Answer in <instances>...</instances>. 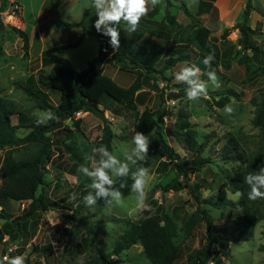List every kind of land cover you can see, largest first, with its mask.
Wrapping results in <instances>:
<instances>
[{
    "label": "rangeland",
    "instance_id": "rangeland-1",
    "mask_svg": "<svg viewBox=\"0 0 264 264\" xmlns=\"http://www.w3.org/2000/svg\"><path fill=\"white\" fill-rule=\"evenodd\" d=\"M19 1L23 7V13L22 7L15 0H8L7 9L0 12V95L13 101L20 110L29 111L32 116L38 118V115L49 111L35 107L34 102L24 92L25 80L30 74L48 72L49 67L40 65L38 61L41 49L75 41L81 35L82 28H56L55 22L62 18L56 19L59 16L54 15L57 12L55 7H50V4L43 7L41 0ZM248 1L247 24L257 30L254 40L257 43L258 55L253 57V63L255 67L264 70V0H216L220 13L210 11L202 16H188L184 12L186 7L195 13L199 0H161L155 9L150 11L153 12L152 16L156 20L142 19L138 28V31L143 30V36L141 35L137 40L138 44L146 45L149 40H154L173 51H175L174 48H180L181 42H186L187 36L196 26L205 25L211 29L210 36L220 48L218 66L211 65V68L205 66L204 57L195 46L186 49V52L193 57V64L200 68L201 79L209 85L206 98L189 101L180 96V88L183 84L177 83L174 77L180 68L186 66L185 62L178 63L175 68L166 72V75L170 77L168 81L160 80L155 83L146 80L144 85L151 90L146 106L154 111L165 109L167 113L159 121V126L166 142L188 162L183 165V169L192 167L196 153L187 150L183 145L184 140L177 137L175 122L180 120L182 113L189 115L192 126L198 133V142L201 144L199 155L209 158L210 162L199 171L189 173L185 177L178 173L179 168L175 165L164 166L161 159H156L147 167L149 184L143 204L131 190L130 194L123 196L119 203L110 206H107L103 199H99L96 210L91 211L79 199L83 195L82 190L85 186L90 189V192L92 191L89 187L92 181L80 173L79 168L74 167L68 152L61 144L63 140H67L66 137L69 134L67 127L70 130L76 129L71 120L61 122L52 134L56 147V159L47 167L46 173L49 185L45 191L49 207L46 211L37 213L26 231H17L15 238L11 235L13 225L5 218H0V259H3L4 242L7 241L8 246L15 248L13 255L25 257V264L26 260H29L31 264H89L94 254L92 249L94 245L100 252L119 259L121 261L119 264H152L140 242L121 252H118L115 246L131 222H138L147 216L158 215L160 211H164L173 219L177 228L174 242L180 247V260L187 264H197L195 252L205 245L208 233L204 223L198 224L192 235L188 236L183 231L186 219L197 207L193 194L196 190H192L191 187L194 182L203 181L204 187L197 193L201 198L215 199L218 187L223 182H227L237 165V162H225L222 159L224 145L228 138L237 134L242 141L243 137L250 142L257 141L258 129L253 126L252 120L255 113L254 104L264 98V71L261 70L263 76L250 81L249 75L252 68L247 69V64L241 57L243 54L250 55L251 51L237 52L240 50L238 40L241 34L235 28L237 23L243 21ZM168 13L174 15L175 24H171L166 18ZM53 15L55 19L50 20ZM38 20H41L40 24H42L40 30L36 29ZM85 20L86 25L92 28L93 23L90 17L86 16ZM15 28L25 30L31 38L29 57L24 56L23 40ZM122 30L121 23L119 31ZM138 31L131 34L126 32V36L135 38ZM99 51L98 38L94 34H88L78 46L63 50L59 56L66 58L75 70L82 71L88 67L93 58L97 57ZM212 70L216 72L219 88H213L208 81L206 73ZM104 72L122 86L129 85L135 78L134 73L120 70L111 63L104 65ZM45 90L51 102L56 104L59 93L53 89L45 88ZM229 91L236 92L240 96L239 99L229 95V101L224 106H220V98ZM162 94L165 101H161ZM226 106L232 108L231 113L225 111ZM112 108L115 113L105 111V117L109 120L115 134L111 152L123 160V153L131 151L133 147L132 138L136 132L135 118L131 112L124 110L119 104H114ZM144 108L145 105H139V112H142ZM76 119L81 120V127L80 130L75 131L72 140L81 153L89 155L82 165L91 167L98 160L94 150L98 149L96 143L102 134V120L89 112H83L80 116H76ZM13 123H17L16 116H13ZM28 131L26 128L18 129L19 135H25ZM148 135L151 140L149 157L154 155L158 148L155 142V130ZM250 147L254 149V144L251 143ZM139 163L131 166L132 170L138 167ZM1 164L0 159V172ZM81 182L86 185L80 184ZM169 184H172L171 187H168ZM93 194H95L94 190ZM228 197L237 200L236 193L231 191H228ZM28 203L29 201L0 198V209L2 208L3 213L12 221L23 213ZM202 208L206 209L217 228H220L221 237L231 236L238 230V225L230 221L229 207L216 208L203 203ZM88 238L90 242L87 241ZM223 242L226 244L228 256L222 253L224 250L218 249L214 244L211 245V250L225 264L264 263V219L255 225L249 239L223 240ZM207 264H217V262L213 260Z\"/></svg>",
    "mask_w": 264,
    "mask_h": 264
},
{
    "label": "trees",
    "instance_id": "trees-1",
    "mask_svg": "<svg viewBox=\"0 0 264 264\" xmlns=\"http://www.w3.org/2000/svg\"><path fill=\"white\" fill-rule=\"evenodd\" d=\"M214 1L200 0L197 14L210 11L218 12ZM7 7L8 0H0V12L6 10ZM184 12L192 16L186 7H184ZM86 16H89L92 20V28L86 25ZM248 17L249 1L244 10L243 21L237 23L235 28L241 34L238 40L240 50L237 52L251 51L250 55L243 54L241 59L247 64V69L252 68L249 79L254 81L258 76H263L261 72L263 68L255 67L253 63V57L258 55L257 43L254 40L257 30L247 24ZM96 18L98 17L92 7L84 10V19L80 21L57 20L55 22L56 28L71 29L80 27L82 28V34L73 42L44 49L38 61L40 65L49 67L48 72L41 71L36 75L30 74L25 80L24 92L34 102L35 107L54 114V119L49 120L46 124H37V117L32 116L29 111L20 110L13 101L0 95V154L3 153L0 156L2 160L0 198L29 201L28 205L24 207L23 213L12 221L9 216L3 213L2 208L0 209V218H5L7 222L13 225L11 235L14 238L17 231H26L29 228L30 222L38 212L48 209L49 201L45 188L49 184L46 180V173L47 167L54 163L57 155L52 134L61 122L67 120L72 121L74 129L80 130L81 120L76 119V113L79 111L92 113L102 120V134L96 143L98 149L104 145L107 146L110 152L112 151V140L115 134L109 120L105 117V111L109 110L115 113L114 108H112L114 104H119L124 110L132 113L135 118V131L148 135L155 130V142L158 150L145 161H141L138 167L147 168L156 159H161L162 165H175L179 168L178 173L187 177L189 173L199 171L206 163L210 162L209 158L199 155L201 144L198 142V133L193 128L189 115L182 113L180 120L175 122L177 137L184 140L183 145L187 150L196 153V158L192 161V167L183 169V165L188 162L180 157L166 142L159 126V121L167 113L165 109L154 111L146 106L151 90L144 85L146 80L155 83L160 80L168 81L170 77L166 75V72L175 68L180 62L192 65L193 57L189 52H186V49L191 46H195L204 58L212 55L214 57L212 65L218 66L221 55L220 48L210 36L211 29L205 25L196 26L191 34L187 36L186 42H181L180 48H174L175 51L154 40H149L146 45H141L137 43L141 35L134 38L120 33V47L118 50H113L109 43L110 38L96 31L94 27V19ZM166 18L170 20L171 24H175L174 15L168 13ZM15 31L23 40L24 56L29 57V34L20 28H15ZM88 34H94L98 38L100 51L97 57L89 62L86 69L77 71L66 58L57 55V53L78 46L83 37ZM106 63H111L120 70L134 73L135 78L127 86L120 85L104 72ZM186 87L183 84L180 88V96L185 98H187ZM45 88L56 90L59 93L56 104L51 102ZM229 95L238 99L240 97L236 92L229 91L228 94L220 98V106H224L229 101ZM161 101H165L163 94L161 95ZM139 105H145L142 112L138 110ZM254 105L255 113L252 123L258 129L257 141L250 142L244 137L242 141L237 134L228 138L224 145L222 159L225 162H237V165L228 177L227 182H223L218 187L215 199L201 198L197 193L200 188L204 187L203 181L194 182L191 187L192 190H196L193 194L197 201V207L186 219L183 231L188 236L192 235L196 226L204 223L208 233L205 245L195 252L197 264H207L213 260H216L217 264H225L211 250V245L214 244L218 249L224 250L222 253L228 256L226 244L223 240L249 239L255 225L264 219V199L255 201L248 199L247 193L250 189L244 182V178L248 173L258 171L260 167H264V98ZM13 116L17 117L16 124L13 123ZM20 128H26L29 131L25 135H19L18 129ZM67 129L69 130L67 140H63L61 144L68 152L69 159L74 167L80 168L89 155L81 153L74 140H72L76 130H70L68 127ZM251 143L254 144V149L250 147ZM115 179L116 187L120 189L123 196H128L133 184L131 174L128 177ZM80 184L86 185L83 182ZM121 184L126 186L120 188ZM171 185L169 184L168 187H171ZM86 187L82 190L83 195L79 199L81 203H83V198L90 193V189ZM40 189L41 191H39ZM228 191L232 193L239 191L243 193V196L233 200L228 197ZM203 203L216 208L229 207L230 221L238 225V230L231 236L221 237L219 234L220 228H217L206 209L202 208ZM176 235L177 228L173 219L164 211H160L158 215H150L138 222H131L117 241L115 248L118 252H121L140 242L152 264H187L180 260V247L174 242ZM87 241L90 242V239L88 238ZM4 243L6 251L8 243L7 241ZM92 249L94 254L89 260V264H119L121 262L119 259L100 252L95 245ZM26 264L31 263L26 260Z\"/></svg>",
    "mask_w": 264,
    "mask_h": 264
},
{
    "label": "clouds",
    "instance_id": "clouds-1",
    "mask_svg": "<svg viewBox=\"0 0 264 264\" xmlns=\"http://www.w3.org/2000/svg\"><path fill=\"white\" fill-rule=\"evenodd\" d=\"M160 3L161 0H91V6L95 9L98 17L94 22V27L97 32L110 38L109 43L113 50H118L120 47L119 28L121 23L123 22L126 25L125 31L127 33L137 32L141 20ZM189 6L191 7V4ZM213 59L212 55H208L204 58L203 64L211 68ZM201 75L200 68L195 64L183 66L175 74L176 82L187 86L186 97L189 101H196L208 96L209 85L201 79ZM206 75L213 88L220 87L214 70L208 71ZM225 111L231 113L232 108L226 106ZM54 118V114L44 113L38 115L36 123L46 124ZM150 135L136 131L132 138L133 147L131 151L123 153V160L110 152L107 146L102 145L99 149L94 150L96 156H98L95 164L91 167L81 165L78 169L80 173L92 181L89 185L92 191L83 198L86 208L95 211L99 199H103L107 206L119 203L123 193L116 187V179L114 178L128 177L129 174H131L133 180L131 190L136 193L138 201L143 204L149 184V170L145 167H137L133 171L131 166L147 159L151 143ZM244 182L250 189L247 193L248 199L253 201L264 199V167H260L258 171L248 173L244 178ZM125 186L121 184L120 188ZM93 190L95 194H93ZM242 196V192L238 191L236 193L237 199ZM0 264H25V257L22 255L5 256L0 259Z\"/></svg>",
    "mask_w": 264,
    "mask_h": 264
},
{
    "label": "crops",
    "instance_id": "crops-1",
    "mask_svg": "<svg viewBox=\"0 0 264 264\" xmlns=\"http://www.w3.org/2000/svg\"><path fill=\"white\" fill-rule=\"evenodd\" d=\"M18 2V4H20V1L19 0H15ZM43 2L42 6L44 7L46 4H50V7H55L57 12L54 14H58L59 17H57L56 19H60L62 18V20H65L67 22H73V21H80L82 19H84V10L85 9H88L91 6V0H41V3ZM199 3H200V0H199ZM214 5L217 7L218 9V13H220L219 11V8L216 4V0L214 1ZM20 6L22 7V5L20 4ZM64 8V9H63ZM155 9V8H154ZM63 10V11H62ZM198 10H199V5H198V8L197 10L195 11V13L190 12L191 15H198V16H202L203 14H207L206 12L202 13V14H197L198 13ZM155 11V10H154ZM22 13H23V7H22ZM152 13L153 12H149L148 15L146 17L143 18V20H156L154 18V16H152ZM54 15L50 18V20H53L55 18ZM187 15V14H186ZM23 16V15H22ZM149 16V17H148ZM152 16V17H151ZM189 16V15H188ZM24 18V17H23ZM24 20V19H23ZM24 22V21H23ZM41 23V20H38V22L36 23V29L37 30H40V28H42V24ZM147 23V21L145 22ZM122 25H123V30L120 31L121 34H124V36L127 35L126 31H125V28H126V25L122 22ZM24 26L26 27L25 25V22H24ZM56 29V28H55ZM25 31V30H24ZM143 33V30L141 29V31L139 30L138 33H137V36L139 35H142ZM41 34V33H40ZM82 34V32H81ZM42 35V34H41ZM86 36V35H85ZM84 36V37H85ZM136 36V37H137ZM143 36V35H142ZM83 37V38H84ZM30 38V36H29ZM83 40V39H82ZM30 41H31V38H30ZM32 42V41H31ZM69 43V42H68ZM60 45V44H59ZM52 46H56V45H51L49 47H52ZM49 47H46V48H49ZM44 48V49H46ZM44 49H41V53ZM41 53H40V56L39 58L41 57ZM59 55V53H57Z\"/></svg>",
    "mask_w": 264,
    "mask_h": 264
},
{
    "label": "built area",
    "instance_id": "built-area-1",
    "mask_svg": "<svg viewBox=\"0 0 264 264\" xmlns=\"http://www.w3.org/2000/svg\"><path fill=\"white\" fill-rule=\"evenodd\" d=\"M83 113V111H79L76 113V116H80ZM6 239L8 240V236H6ZM15 248L14 246H8L7 250L4 252L2 258H4L5 256H9V257H15L14 254Z\"/></svg>",
    "mask_w": 264,
    "mask_h": 264
}]
</instances>
